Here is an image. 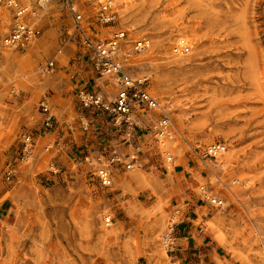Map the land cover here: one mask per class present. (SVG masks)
Masks as SVG:
<instances>
[{
    "label": "rangeland",
    "instance_id": "obj_1",
    "mask_svg": "<svg viewBox=\"0 0 264 264\" xmlns=\"http://www.w3.org/2000/svg\"><path fill=\"white\" fill-rule=\"evenodd\" d=\"M18 1L31 9L25 20L39 34L23 49L4 46L12 15L0 7V264H176L171 259L175 237L181 221L193 217L191 203L206 218L203 222L197 215L194 225L203 222L219 245L211 264H264L258 237L264 236V0H136L126 10L134 30L113 9L115 22L101 26L96 21L100 4L94 8L90 0H72L92 39L104 41L116 30L124 31L125 39L147 38L150 46L141 55L124 51V66L133 78L148 77L147 89L171 118L172 138L166 140L179 147L168 150L172 161L166 163L159 143L148 140L141 147L143 158L131 170L116 167L111 190L92 179L79 154L111 148L129 154L136 143L126 140V129L112 126L109 115L79 110L77 91L83 85L109 97L76 38L68 7L56 1L44 6L37 0L29 5ZM175 13L195 31L180 68L151 61L157 42L160 49L173 51V39L166 36L171 25L165 21ZM4 50L10 58L2 56ZM50 59L54 71L42 74L39 66ZM44 94L50 95L58 120V130L46 136L39 132L37 109ZM81 115L91 121L92 132L78 128ZM135 117L147 134L157 114L141 109ZM67 121L78 128V146L43 152ZM24 130L35 137V156L18 166L16 180L7 182L4 164L15 155ZM218 141L233 157L225 169L197 156ZM50 160L62 168L60 174L47 172ZM138 168L141 179L120 184V177ZM211 169L222 182L211 180ZM223 184L235 189L237 199ZM208 197L220 198L222 206L214 207ZM106 215L113 218L109 226ZM169 223L173 229L166 255L163 238Z\"/></svg>",
    "mask_w": 264,
    "mask_h": 264
},
{
    "label": "built area",
    "instance_id": "obj_2",
    "mask_svg": "<svg viewBox=\"0 0 264 264\" xmlns=\"http://www.w3.org/2000/svg\"><path fill=\"white\" fill-rule=\"evenodd\" d=\"M54 1L68 7L74 22L76 38L84 50L89 53L92 69L101 77L107 74H115L120 79V87L113 100H109L104 93L87 88L85 85L81 86L77 91L78 108L81 113L91 109L98 113L109 115L112 119V126L126 129V140L131 141V138H133L134 143H136L133 146V153L129 154L117 151L115 148H111L108 152L105 149L92 150L91 152L86 149V152L83 151L79 154L81 163L93 177L92 179H96L100 187L111 190L116 167L131 170L136 163H139V159L143 158L144 153L141 147L148 140L151 139V141L158 142L161 139L172 137L171 118L163 104L151 95L147 89L148 77H142L141 80L133 78L124 66V62L127 61L128 56L125 55L123 59L114 57L115 50L125 38V32L116 30L104 41H96L87 34L83 26L82 14L70 10L72 0H37L38 4L39 2L49 4ZM0 7L10 11L12 15L10 29L2 40L3 45L12 49H23L39 34V30L28 24L25 20L31 9L29 6L22 5L18 0H0ZM115 20V12L111 10L110 6L107 4L101 6L96 15V21L99 25H111ZM143 45L145 46V44ZM188 51L189 46L184 45L182 48L183 54H186ZM54 68V59L47 60L39 66L42 74H51ZM74 76V74L70 75L72 79ZM37 109L41 115L40 134L46 136L54 130H58V120L56 114L53 112V103L49 94H44L39 99ZM141 109H146L157 114L147 134H144L138 121L131 119L132 114L136 116L135 118H138L137 110ZM62 125L73 127V124H68L67 122ZM78 128L82 133H90L94 130L91 121L85 115L80 116ZM146 135L148 137L143 139ZM82 146L88 147L87 137H84V144ZM35 148L36 142L33 133L29 130L22 131L19 134L15 155L4 164L3 177L7 182L17 179L19 174L18 166L22 163H28L35 156ZM68 149L69 142L63 129L60 132L58 131L55 138L47 142L42 148L45 153L53 151L60 153ZM225 149L224 143L218 141L207 145L202 153L197 156L201 161L209 160L215 163L218 156ZM164 156L166 163L172 161V156L168 151L164 153ZM72 158H74V161L77 159L75 155ZM154 166L156 167L155 163ZM47 172L51 173L50 175L56 176L62 172V168L55 161L50 160ZM207 199H209V202L214 207L222 206L223 201L218 197H208ZM112 219L110 216L105 217V225L109 226L112 223ZM172 249L170 247L167 250L171 251Z\"/></svg>",
    "mask_w": 264,
    "mask_h": 264
},
{
    "label": "bare ground",
    "instance_id": "obj_3",
    "mask_svg": "<svg viewBox=\"0 0 264 264\" xmlns=\"http://www.w3.org/2000/svg\"><path fill=\"white\" fill-rule=\"evenodd\" d=\"M27 2V4H31V0H24ZM136 0H90V4L96 8L97 6H104V5H109L111 9H113L114 11H116L119 15V17L121 18L122 23L124 24V26H127L126 28L128 30H134L135 29V24H128L129 19H127L128 17H126V10L128 8H130L131 6L134 5ZM141 1V0H140ZM174 1V0H173ZM156 3V2H155ZM39 4H41L42 6L46 5V3H41L39 2ZM139 4V3H138ZM157 5V4H156ZM45 8V7H44ZM70 10L80 13L81 12V8L79 7V5L74 1L73 3H70ZM129 10V9H128ZM113 11V12H114ZM128 12V11H127ZM133 14V13H132ZM142 14V13H140ZM176 15H173L169 20L167 19L165 21L166 24H169V26L171 25V27L169 28L167 39L169 41L172 42L171 39H173L174 42V47H172L171 50H169L168 48H163L160 49L161 46L158 44V42L153 46V53L154 55H156L154 58H151V61H159V60H163L165 61L166 65H174L180 68L181 64L185 61L184 60V56H186V54H183L182 52V48L184 45H187V42L189 41V39L191 38L192 35H195V31L192 30L191 28H189L188 26L184 25V22H181V16H179V14L175 13ZM130 15V14H129ZM128 15V16H129ZM146 15V14H145ZM159 16V15H158ZM162 17V16H161ZM168 18V17H167ZM132 19V18H131ZM136 19V18H135ZM131 21V20H130ZM144 21V20H143ZM142 21V22H143ZM156 21V20H155ZM132 23V22H131ZM162 23V22H161ZM164 23V22H163ZM162 23V24H163ZM127 24V25H126ZM153 24V23H152ZM138 25V24H137ZM166 26V25H164ZM163 26V27H164ZM168 26V27H169ZM159 27L161 28V25L159 24ZM142 28V27H141ZM157 30V29H156ZM144 32V31H142ZM160 34V33H158ZM197 36V35H196ZM139 37V36H138ZM159 37V36H158ZM174 37V38H173ZM199 37V36H198ZM141 40L138 41H133V39H128V38H124L123 39V43H121L117 49L114 52V57H116L117 59H123V55L126 53H124V51L126 50L128 53V55L130 54V56L135 55V53L137 51L140 52V55L143 51V49H145L146 47L150 46L149 41L147 40V38L144 35H140ZM197 39V38H195ZM160 42V40H158ZM168 41V42H169ZM133 42H136L135 44H133ZM145 42V43H142ZM172 42V43H173ZM145 44V46L143 45ZM162 44V43H161ZM188 46V45H187ZM7 50V49H6ZM4 50L2 52V56L6 57V58H10V52ZM174 53V54H173ZM143 59V58H142ZM153 59V60H152ZM188 61V60H187ZM164 64V63H163ZM152 65V64H151ZM183 66V65H182ZM178 69V68H177ZM181 70V69H180ZM167 76V75H166ZM140 79V78H139ZM141 80V79H140ZM100 82L102 84V86L105 87L106 89V93L109 97V99H113L115 96V90L117 88H119L120 86V79L119 76L115 75V74H107L103 77H101ZM161 82V81H160ZM172 83V82H171ZM169 91V90H168ZM161 94V93H158ZM170 106V105H169ZM132 119L133 117H135L134 114L131 115ZM184 117V116H183ZM178 122L181 123L182 118L178 117ZM174 128V127H173ZM180 134V132H179ZM170 138V137H168ZM172 138V137H171ZM175 139V138H174ZM174 141V140H173ZM169 142L166 139H161L160 141L156 142L157 144L159 143V148L161 149V152L164 154L166 153L168 150H179L178 144L177 142ZM225 145V144H224ZM230 145V144H229ZM226 146V145H225ZM178 147V148H177ZM226 150V149H225ZM224 153V154H223ZM221 153V155L218 156V159L216 160V162L213 164V168H218V169H225L226 167H229V165H231V161L233 160L232 158V154L231 156L225 154V152ZM31 160V159H30ZM30 160L28 161V163L30 162ZM233 162V161H232ZM213 163V162H211ZM172 165H169V168H171ZM216 170V169H215ZM212 173H213V177L211 178V180L213 182H222L220 180V178L216 175V173L211 169ZM143 176V173L140 172L139 168L137 170H134L133 172H130V175L127 177H120V184L121 185H126L131 181H137L138 179H141ZM245 183H249V182H245ZM224 185V184H223ZM243 185V184H242ZM227 189V192L231 195V197L236 198L235 195V189L234 188H230L227 185H224ZM264 198V197H262ZM223 199V198H222ZM261 208V207H260ZM108 215H106L105 217H107ZM264 217V216H262ZM163 218V217H162ZM165 219V217L163 218ZM163 222V221H162ZM165 223V222H164ZM162 223V226H164L165 224ZM156 226V225H155ZM173 224L169 223L168 226H166V231L164 232V251L163 253L166 254V247L168 244V241L171 240V237L169 235V232L172 228ZM162 230V229H161ZM260 231V228H259ZM261 240V243L264 244V236H262L259 233L258 236ZM167 255V254H166Z\"/></svg>",
    "mask_w": 264,
    "mask_h": 264
},
{
    "label": "crops",
    "instance_id": "obj_4",
    "mask_svg": "<svg viewBox=\"0 0 264 264\" xmlns=\"http://www.w3.org/2000/svg\"><path fill=\"white\" fill-rule=\"evenodd\" d=\"M68 124H72L67 121ZM76 129V130H75ZM78 128L70 127L69 125L64 126L65 135L67 136V141L69 142V148L76 144L75 132ZM80 144L82 141L80 138ZM84 144V141H83ZM7 204V202H5ZM193 206V203L189 206V211L193 215L190 217L187 215L185 219L181 221L178 236L175 237V251L171 255V259L176 264H211L215 253L219 249L217 240H215L211 232L205 231L203 222L206 218L203 216L197 208ZM197 215L201 216L202 223L194 225V221L198 219ZM209 218V217H207Z\"/></svg>",
    "mask_w": 264,
    "mask_h": 264
}]
</instances>
